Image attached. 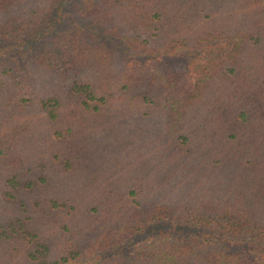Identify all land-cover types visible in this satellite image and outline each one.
<instances>
[{"label":"trees","instance_id":"trees-1","mask_svg":"<svg viewBox=\"0 0 264 264\" xmlns=\"http://www.w3.org/2000/svg\"><path fill=\"white\" fill-rule=\"evenodd\" d=\"M0 264H264V0H0Z\"/></svg>","mask_w":264,"mask_h":264}]
</instances>
